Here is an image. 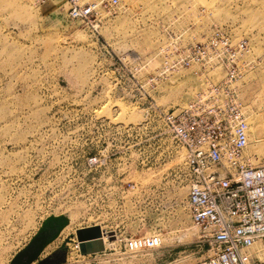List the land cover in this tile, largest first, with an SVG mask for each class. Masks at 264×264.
Wrapping results in <instances>:
<instances>
[{
    "label": "rangeland",
    "instance_id": "rangeland-1",
    "mask_svg": "<svg viewBox=\"0 0 264 264\" xmlns=\"http://www.w3.org/2000/svg\"><path fill=\"white\" fill-rule=\"evenodd\" d=\"M0 0V264L55 218L33 264H205L180 149L161 112L226 79L206 55L236 51L232 84L247 121L245 162L264 164V0ZM223 54V55H224ZM227 55V54H226ZM100 229L82 256L76 231ZM111 236V238L109 237ZM157 237L152 250L128 241ZM257 244L249 253L261 250Z\"/></svg>",
    "mask_w": 264,
    "mask_h": 264
},
{
    "label": "built area",
    "instance_id": "built-area-1",
    "mask_svg": "<svg viewBox=\"0 0 264 264\" xmlns=\"http://www.w3.org/2000/svg\"><path fill=\"white\" fill-rule=\"evenodd\" d=\"M65 1L71 20L92 14L93 6ZM223 46L225 54L207 56L210 46H204L190 59L208 65L214 57L217 65L226 67V79L186 108L161 112L160 117L180 149L191 222L199 230L200 243L213 251L205 264H264L249 253L257 244L264 249V164L245 162L247 121L232 85L238 77L236 51L244 45L233 49L226 41ZM158 246L159 239L151 236L126 245L131 251Z\"/></svg>",
    "mask_w": 264,
    "mask_h": 264
},
{
    "label": "water",
    "instance_id": "water-1",
    "mask_svg": "<svg viewBox=\"0 0 264 264\" xmlns=\"http://www.w3.org/2000/svg\"><path fill=\"white\" fill-rule=\"evenodd\" d=\"M58 220L51 218L45 222L43 228L38 234L31 240V242L18 253L10 264H33L43 249L50 244L59 234L62 229L61 225H57L55 228H51V224L56 223ZM111 238V236H109ZM76 239L78 248L82 256L94 255L102 253L105 250L104 241L99 228L91 227L84 228L76 231ZM58 260L52 256V258L45 259L39 264H58Z\"/></svg>",
    "mask_w": 264,
    "mask_h": 264
},
{
    "label": "bare ground",
    "instance_id": "bare-ground-1",
    "mask_svg": "<svg viewBox=\"0 0 264 264\" xmlns=\"http://www.w3.org/2000/svg\"><path fill=\"white\" fill-rule=\"evenodd\" d=\"M243 110V108H242ZM255 247V246H254ZM253 247V248H254ZM252 248V249H253ZM252 253H255L257 255V257L260 259V260H264V249H261V250H255L254 252Z\"/></svg>",
    "mask_w": 264,
    "mask_h": 264
},
{
    "label": "crops",
    "instance_id": "crops-1",
    "mask_svg": "<svg viewBox=\"0 0 264 264\" xmlns=\"http://www.w3.org/2000/svg\"><path fill=\"white\" fill-rule=\"evenodd\" d=\"M48 245H49V244H48ZM48 245H47V246H48Z\"/></svg>",
    "mask_w": 264,
    "mask_h": 264
}]
</instances>
